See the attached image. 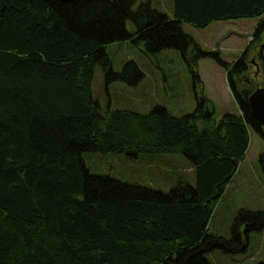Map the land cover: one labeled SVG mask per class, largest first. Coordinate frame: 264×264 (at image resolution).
Instances as JSON below:
<instances>
[{
	"label": "trees",
	"instance_id": "1",
	"mask_svg": "<svg viewBox=\"0 0 264 264\" xmlns=\"http://www.w3.org/2000/svg\"><path fill=\"white\" fill-rule=\"evenodd\" d=\"M173 3L170 17L150 0H0V264H211L207 254L244 252L250 231L264 229V211L243 209L231 235L209 229L250 131L264 137L249 101L258 86L247 78L249 49L264 38V0ZM256 17L253 44L233 64L183 29ZM128 41L151 54L176 49L185 57L191 48L195 80L198 61L214 58L240 114L216 120L204 97L183 116L161 106L102 109L93 98L97 68L106 85L143 77L132 61L113 68L108 46ZM86 153L180 154L195 181L167 193L128 185L92 175Z\"/></svg>",
	"mask_w": 264,
	"mask_h": 264
},
{
	"label": "rangeland",
	"instance_id": "2",
	"mask_svg": "<svg viewBox=\"0 0 264 264\" xmlns=\"http://www.w3.org/2000/svg\"><path fill=\"white\" fill-rule=\"evenodd\" d=\"M150 1L154 9L173 16V0ZM262 18L218 21L206 28L184 23L183 29L202 50L217 52L224 62L233 64L251 45L255 28ZM133 28L130 23L129 29ZM263 45L264 38L250 47L247 76L261 88L264 87V63L259 59V52ZM107 51L115 71H121L132 61L143 77L136 85L123 81L106 85L103 71L97 68L93 98L102 109L110 103L112 110L149 113L161 106L175 116H183L193 113L198 106L197 99L204 97L212 103L216 120L227 113L240 114L228 84L227 72L214 58L198 61L199 79L195 80L188 64L192 57L191 48L185 57L176 49L151 54L143 44L128 41L111 44ZM138 76V71L132 70L131 78ZM84 160L92 175L166 193L180 180L192 185L195 181L194 166L180 154H141L138 158H130L124 153H86ZM242 209L264 211V137L254 131H250L245 159L238 165L235 177L215 208L210 233L231 235L234 218ZM206 256L211 264H264V229L250 231V244L244 252L229 254L216 250Z\"/></svg>",
	"mask_w": 264,
	"mask_h": 264
},
{
	"label": "water",
	"instance_id": "3",
	"mask_svg": "<svg viewBox=\"0 0 264 264\" xmlns=\"http://www.w3.org/2000/svg\"><path fill=\"white\" fill-rule=\"evenodd\" d=\"M63 2H73L76 0H61ZM254 116L264 129V87H258L249 98ZM237 167V166H236Z\"/></svg>",
	"mask_w": 264,
	"mask_h": 264
},
{
	"label": "flooded vegetation",
	"instance_id": "4",
	"mask_svg": "<svg viewBox=\"0 0 264 264\" xmlns=\"http://www.w3.org/2000/svg\"><path fill=\"white\" fill-rule=\"evenodd\" d=\"M254 62V61H253ZM256 64V63H255Z\"/></svg>",
	"mask_w": 264,
	"mask_h": 264
}]
</instances>
